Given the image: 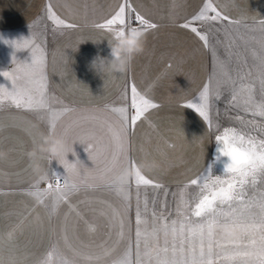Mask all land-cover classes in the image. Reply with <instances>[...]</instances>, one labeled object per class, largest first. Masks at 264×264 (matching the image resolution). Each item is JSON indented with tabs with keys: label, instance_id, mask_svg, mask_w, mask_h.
<instances>
[{
	"label": "crops",
	"instance_id": "1",
	"mask_svg": "<svg viewBox=\"0 0 264 264\" xmlns=\"http://www.w3.org/2000/svg\"><path fill=\"white\" fill-rule=\"evenodd\" d=\"M121 2L0 0V73L12 71L20 61V49L8 41H19L23 29L39 15L47 16L50 3L61 19L77 25L60 28L46 51L47 85L64 108L72 109L55 119V134L64 136L68 130V140L74 145V155L70 153L67 159L76 162L81 175L95 174L92 154L101 144H110L113 131L121 126L111 107L134 81L141 94L160 107L149 110L130 131L131 154L136 162L147 159L158 163L154 171L145 174L149 178L164 187L184 186L208 169L215 147L208 122L186 107L209 80L210 49L196 34L180 26L199 13L205 0H131L133 7L158 27L146 32L145 51L128 72L98 74L92 61L97 56H110L109 43L115 37L95 25L110 18ZM214 4L228 22L250 25L264 21V0H214ZM149 85H154L151 91ZM0 87L11 90L13 85L0 75ZM49 126L31 111L7 102L0 107V151L7 153L0 159V261L40 264L58 245L68 259L75 258L78 264H111L134 236L133 213L113 190L103 186L81 188L56 212L51 197L41 202L27 194L33 185L28 153L42 135L50 133ZM86 133L94 134L95 139L89 141ZM43 162L51 167L50 175L67 174L58 161L51 165L47 160ZM69 204L76 211H70ZM113 210L124 220L122 241L118 236L119 217L113 215ZM10 233L14 234L11 239ZM64 236L68 245L82 255L73 257ZM101 246L116 250L100 262L83 258L100 255Z\"/></svg>",
	"mask_w": 264,
	"mask_h": 264
},
{
	"label": "snow or ice",
	"instance_id": "2",
	"mask_svg": "<svg viewBox=\"0 0 264 264\" xmlns=\"http://www.w3.org/2000/svg\"><path fill=\"white\" fill-rule=\"evenodd\" d=\"M46 13L47 18L58 28L77 27L61 19L50 3L46 7ZM220 20L227 21L228 17L222 15L217 9L214 0H205L199 13L180 26L196 34L204 45L208 46V35L202 34L195 25L197 22L211 23ZM95 27L118 38L132 28L152 31L157 29L158 25L141 15L133 7L131 0H122L114 14L104 22L97 23ZM260 30L264 32V21H260ZM8 43L15 49L30 50L31 63L19 61L12 71L0 73L13 85L11 90L0 87V107L7 102L17 109L47 111L50 121H55L56 118L72 111L70 108L59 111L51 108L47 96L46 54L39 45L35 44L34 39L30 37L19 41H8ZM258 59L260 63L257 66L258 75L255 81L241 82L237 86L231 76H228L227 80L232 89V100L237 102L243 111L264 117V56ZM251 75L252 70L249 69L246 76L240 79L244 81ZM257 83L260 91L259 100L256 98ZM209 98L210 82L200 92L199 102L188 103L186 107L198 112L205 121H208V126L211 128ZM125 100L129 101L126 106L111 107V111L118 114L121 126L119 131H113L110 144H101L92 154L94 175H81L77 172L76 162L72 163L65 157L59 162L66 170L65 176L61 178L53 174L44 188L32 185V190L27 194L41 202L51 197L53 212H56L61 204L68 203L70 195L78 193L81 188L94 190L103 186L113 190L112 177L119 168L125 164L136 163L130 150V131L135 129L139 120L145 118L149 110L160 107L159 104L142 95L134 81L128 85ZM255 126L264 131V124ZM56 127L55 123L50 124V133H55ZM85 135L89 141L95 139L94 134L86 133ZM64 136L68 139V130H65ZM215 139L220 145V155L228 157L230 161L225 166V174L213 175L209 170L206 174L193 178L185 184L176 207L178 219L169 222L166 215L157 216L154 210L152 212L153 227L151 230L144 227L147 220L142 216L139 207V190L148 187L159 190L164 185L145 174H138L132 184L138 192L134 245L129 243L119 258L113 260L111 264H249V261L252 264H264V135L246 136L236 128L228 127ZM84 145L88 147L87 144ZM258 185H260L259 189ZM190 186L196 188L195 196L191 199L186 198L185 195ZM249 189H252L255 194L250 196ZM69 209L76 211L75 206L71 204ZM147 211L148 202L145 199L144 212ZM77 215H79L78 212ZM113 215L119 217L118 236L119 241H122L124 220L116 210H113ZM226 226L239 234L232 243H226L222 237ZM90 230L94 232L95 228ZM13 235L10 233L9 239ZM161 236H163V243H161ZM64 242L68 250L73 253V257L82 255L68 245L66 236H64ZM101 248L103 251L100 255L83 258L100 262L110 257L116 250L115 247L101 246ZM54 258L55 264H78L75 258L68 259L59 250L58 245L46 254L40 264H54Z\"/></svg>",
	"mask_w": 264,
	"mask_h": 264
},
{
	"label": "rangeland",
	"instance_id": "3",
	"mask_svg": "<svg viewBox=\"0 0 264 264\" xmlns=\"http://www.w3.org/2000/svg\"><path fill=\"white\" fill-rule=\"evenodd\" d=\"M202 34L208 35V47L211 54V70L210 77L206 85L210 82V98H209V116L211 120V131L213 135V145L216 144L215 137L222 134L223 130L228 127H234L238 131L247 135L260 137L264 135V131L255 125L264 124V117L253 114L252 112L243 111L242 107L232 100V89L228 83V76L239 86L241 82L247 83L255 81L258 75L260 61L258 57L264 56V32L260 30V23L250 25L234 24L225 20L217 22H201ZM60 28L56 27L51 20L45 15H39L28 27L20 32V40L33 38L35 44L39 45L45 52L59 33ZM255 53V55H254ZM20 62L31 63V52L28 49H20ZM252 70V75L247 76L246 80L241 81V77L246 76L248 70ZM22 83V81H20ZM217 93L219 95L217 96ZM48 101L52 109L57 111L64 109L62 103L55 98L47 85ZM199 95L194 99V102H199ZM256 98L260 99L259 85H256ZM129 101L125 100V96H121L113 104L114 107L125 106ZM43 123L50 125V116L47 111H31ZM240 117V120L236 118ZM208 122V121H207ZM254 122V123H253ZM210 166L202 174H206L211 170L213 175L219 174ZM201 175V176H202ZM43 187V184L40 185ZM184 186L179 187H163L162 189H147L139 190L140 209L142 216L147 220L144 227L151 230L153 227L152 212L155 210L157 216L164 214L169 222L178 219L176 207L179 202L180 194ZM260 188V185L257 186ZM131 197L126 204L130 208L134 216V236L132 243L135 240V210L137 207L138 192L132 186ZM195 186H190L186 190V198L191 199L195 196ZM248 194L254 195L252 189H249ZM148 202V211L144 212V201ZM163 243V236H161ZM134 252V249H133ZM249 264H252L249 261Z\"/></svg>",
	"mask_w": 264,
	"mask_h": 264
},
{
	"label": "clouds",
	"instance_id": "4",
	"mask_svg": "<svg viewBox=\"0 0 264 264\" xmlns=\"http://www.w3.org/2000/svg\"><path fill=\"white\" fill-rule=\"evenodd\" d=\"M147 34L139 28L129 29L123 36L114 38L109 43L110 56H97L92 61V68L98 74H124L130 70L136 57L145 51ZM154 85H149L151 91ZM55 121H50V124ZM73 144L62 135L49 133L42 135L39 143H36L28 153L33 168V185L47 184L52 179L51 167H46L44 160L50 162L58 161L68 157L74 149ZM7 153L0 151V159L6 158ZM60 164V163H59ZM61 165V164H60ZM62 166V165H61ZM158 163L154 160H142L134 165L125 164L112 177L113 192L116 197L123 201H129L131 197V186L138 174H146L154 171ZM238 233L231 227L226 226L222 237L226 243H232L238 237Z\"/></svg>",
	"mask_w": 264,
	"mask_h": 264
},
{
	"label": "bare ground",
	"instance_id": "5",
	"mask_svg": "<svg viewBox=\"0 0 264 264\" xmlns=\"http://www.w3.org/2000/svg\"><path fill=\"white\" fill-rule=\"evenodd\" d=\"M220 145L217 143L214 147V153L212 158V167L219 172L217 175L225 174V166L230 162L228 157H224L220 155L219 152Z\"/></svg>",
	"mask_w": 264,
	"mask_h": 264
},
{
	"label": "built area",
	"instance_id": "6",
	"mask_svg": "<svg viewBox=\"0 0 264 264\" xmlns=\"http://www.w3.org/2000/svg\"><path fill=\"white\" fill-rule=\"evenodd\" d=\"M133 26H136V25L133 24ZM195 26H197V27H198V30L201 32V29H202V23H201V22H197V24H196ZM145 32H147V31H145ZM55 175H56V174H55ZM58 176H59V175H58ZM61 178H62V177H61ZM45 185H46V184H43V187H42V188H44Z\"/></svg>",
	"mask_w": 264,
	"mask_h": 264
}]
</instances>
